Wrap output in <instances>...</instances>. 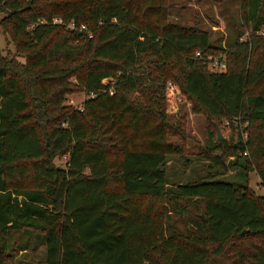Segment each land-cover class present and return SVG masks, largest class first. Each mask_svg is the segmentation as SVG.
Here are the masks:
<instances>
[{
	"label": "trees",
	"instance_id": "16d2710c",
	"mask_svg": "<svg viewBox=\"0 0 264 264\" xmlns=\"http://www.w3.org/2000/svg\"><path fill=\"white\" fill-rule=\"evenodd\" d=\"M233 1L220 47L168 0H0L16 52L0 50V264L26 250L15 234L43 235L37 264H264V194L247 180L264 185V0ZM167 80L209 118L201 156L217 167L183 182L164 167L189 136ZM222 119L234 138H217ZM231 165L243 182L218 178Z\"/></svg>",
	"mask_w": 264,
	"mask_h": 264
},
{
	"label": "rangeland",
	"instance_id": "374dc122",
	"mask_svg": "<svg viewBox=\"0 0 264 264\" xmlns=\"http://www.w3.org/2000/svg\"><path fill=\"white\" fill-rule=\"evenodd\" d=\"M171 4L169 18L176 19L183 23H192L197 20L199 25L206 27L211 31L212 37H223L222 40L216 41L220 47H226L227 41L234 37V33L239 29L234 26V13L237 3L233 0H168ZM4 14L0 11V17ZM62 21V19H61ZM59 21V22H61ZM64 27L71 28L65 23ZM238 39H243L248 29L242 28ZM263 31V28H261ZM259 30V32L261 31ZM0 50L1 53L14 54L15 49L9 37H7L0 29ZM224 56L223 50L210 54L209 56ZM19 59H23L21 55H17ZM168 83L174 86V92L169 93L165 87V108L169 113L177 112L185 115L186 130L188 138L185 140L186 150L185 155L177 156L169 154L164 165L165 172L169 182L185 181L194 178L195 175H204L208 171H213L217 167L209 166L208 159L201 156V149L205 139L206 126L209 118L203 113L192 112L190 109V101L182 94L177 84L167 80ZM84 91L75 89L64 94V104L72 106L80 105L85 98ZM216 123V122H215ZM217 124V123H216ZM218 129L226 139H231L236 136V130L229 126L227 121L222 119L217 124ZM64 160V154L54 158L55 163H61ZM232 159L229 158V162ZM196 177V176H195ZM218 178L228 180L232 183H240L244 181V171L239 165H231L227 172L218 175ZM247 180L249 185L259 194H264V185L259 184V179L254 171H248ZM12 240H17L19 244L27 241L25 251H11V257L8 259V264H37L44 257L43 235L38 234L32 238L26 235L15 234ZM16 245V243L14 244ZM33 247V248H32Z\"/></svg>",
	"mask_w": 264,
	"mask_h": 264
},
{
	"label": "built area",
	"instance_id": "2783aa9c",
	"mask_svg": "<svg viewBox=\"0 0 264 264\" xmlns=\"http://www.w3.org/2000/svg\"><path fill=\"white\" fill-rule=\"evenodd\" d=\"M53 21H61L60 17H53L52 18ZM68 25H70L71 27L73 26V22L69 21L67 22ZM84 25L81 23L78 25V28L83 27ZM196 53H198V51H196ZM207 66L210 70H220L223 69L225 67V61L224 58L221 55L218 56H207ZM168 92L169 93H173L174 92V86L170 83H168V85H166Z\"/></svg>",
	"mask_w": 264,
	"mask_h": 264
},
{
	"label": "water",
	"instance_id": "95a60500",
	"mask_svg": "<svg viewBox=\"0 0 264 264\" xmlns=\"http://www.w3.org/2000/svg\"><path fill=\"white\" fill-rule=\"evenodd\" d=\"M214 127H215V132H216V136H217V138L222 137V135H221V133H220V131H219L218 126H217L216 123H214Z\"/></svg>",
	"mask_w": 264,
	"mask_h": 264
}]
</instances>
